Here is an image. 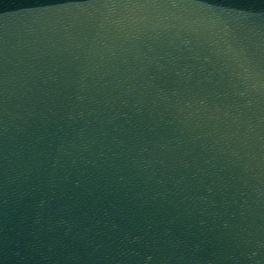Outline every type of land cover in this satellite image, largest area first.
<instances>
[{
  "label": "water",
  "instance_id": "95a60500",
  "mask_svg": "<svg viewBox=\"0 0 264 264\" xmlns=\"http://www.w3.org/2000/svg\"><path fill=\"white\" fill-rule=\"evenodd\" d=\"M0 264H264V0H0Z\"/></svg>",
  "mask_w": 264,
  "mask_h": 264
},
{
  "label": "snow or ice",
  "instance_id": "6c2138e0",
  "mask_svg": "<svg viewBox=\"0 0 264 264\" xmlns=\"http://www.w3.org/2000/svg\"><path fill=\"white\" fill-rule=\"evenodd\" d=\"M174 3H175V0H174Z\"/></svg>",
  "mask_w": 264,
  "mask_h": 264
}]
</instances>
